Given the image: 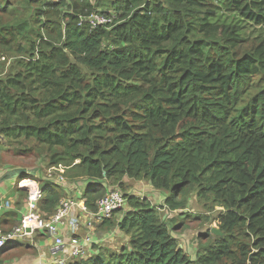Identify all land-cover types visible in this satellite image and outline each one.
<instances>
[{
    "label": "trees",
    "instance_id": "trees-1",
    "mask_svg": "<svg viewBox=\"0 0 264 264\" xmlns=\"http://www.w3.org/2000/svg\"><path fill=\"white\" fill-rule=\"evenodd\" d=\"M15 1L0 0V58L19 56L0 72V135L77 168L92 209L126 178L170 212L193 194L223 208V236L203 234L193 260L150 199L125 194L127 245L68 264H264V0Z\"/></svg>",
    "mask_w": 264,
    "mask_h": 264
},
{
    "label": "rangeland",
    "instance_id": "rangeland-1",
    "mask_svg": "<svg viewBox=\"0 0 264 264\" xmlns=\"http://www.w3.org/2000/svg\"><path fill=\"white\" fill-rule=\"evenodd\" d=\"M8 1L12 3V6L10 7L11 9H14L19 5V2H16L15 0H8ZM226 16L229 17L230 14L227 13ZM0 20L6 21L9 20V17L8 15H5L0 11ZM17 58H19V56H14V57L9 56L6 58V60L0 58V61L6 62L5 67L0 68V72H2V75L9 74L16 70L15 69L16 62H18L16 60ZM39 146L40 145L37 143V141L33 139L25 140L23 138H18L16 141L14 139L13 141H11L5 136L0 135V168H2L0 172H3V174L5 175L6 173L11 171L26 169L31 172L37 170L40 173L39 177L38 175L33 176L32 174H27L21 176L17 180H12V179L8 180V184L10 186H12L11 184L13 181L18 182L22 179H29V178L33 180H37L42 185L46 184L45 181L42 180L41 175H44V173L49 168V152L47 151V149ZM78 171L79 170L77 168L71 167V169L68 171V174L66 176L68 183L75 185L79 182L83 184H85V182L86 183L88 182L87 178L77 176ZM124 184L125 186L123 189L118 185L111 186L107 184V187L119 189L124 194H131V195L134 194L137 197L143 196L150 199L151 204L159 209L161 219L169 220L168 222L169 231L175 238L178 239L180 248L184 249L186 254L190 256L193 260H195L200 253L198 252V250H200L203 246H206L207 245L206 238L209 239V237H201V236L203 234L210 233L212 228H216L217 224L215 219L219 216L220 212L223 211V208H221V206L219 205H213L211 202L200 200L198 199L197 195L193 194L188 201L187 208L170 212L166 207H164L165 200H163V198L165 197L166 194L163 191L155 190L148 181H134L132 179L126 178L124 180ZM65 197H70V196L66 194ZM128 209L129 206L127 205L123 210L114 214L113 218L110 221L112 222L113 226L114 225L115 226L114 227L112 226L110 229L103 230L105 232L107 231L112 232V236L110 237V240L116 238L114 242H112V245L113 244L115 245L114 246L115 249H113L115 251L119 250L120 246L126 244L124 242L126 235L118 232V228L116 224H117V220H119V218L122 215H124V213L128 211ZM189 215L190 217H187ZM184 220H185V224L184 226H182V222ZM96 241L98 240L96 239ZM102 242H106V241L102 240ZM107 244L108 245L106 247L111 246L109 243ZM99 249H100V245L95 247V251ZM99 255L102 258V260L104 261L107 260V253L99 252V251L98 253L96 252V257ZM8 261L12 262L13 259H11L10 256H7L4 262H8Z\"/></svg>",
    "mask_w": 264,
    "mask_h": 264
},
{
    "label": "built area",
    "instance_id": "built-area-1",
    "mask_svg": "<svg viewBox=\"0 0 264 264\" xmlns=\"http://www.w3.org/2000/svg\"><path fill=\"white\" fill-rule=\"evenodd\" d=\"M111 22L112 20L98 15L90 19L94 28ZM68 169L63 164L54 165L47 169L48 177L63 183L67 180ZM18 188L28 194L27 213L9 232H4L0 228V252L9 243L20 240L32 241L37 234H42L52 241L49 250L54 258V264H66L70 260L88 258L90 252L101 245V242L95 239L97 230L106 221H110L114 214L123 210L128 201L119 189L110 188L106 195L96 202L95 209H92L83 197H68L62 199L56 211L48 216L39 207L40 201L44 198L39 183L21 180ZM66 235L70 237L68 242ZM74 235L80 236V239H72Z\"/></svg>",
    "mask_w": 264,
    "mask_h": 264
},
{
    "label": "crops",
    "instance_id": "crops-1",
    "mask_svg": "<svg viewBox=\"0 0 264 264\" xmlns=\"http://www.w3.org/2000/svg\"><path fill=\"white\" fill-rule=\"evenodd\" d=\"M0 170H2V168H0ZM32 175L33 176L38 175L39 177L40 173L37 170H35ZM4 178H5V175L3 174V172H0V228L4 232H9L14 226L19 224L22 217L27 213L28 194L25 190L18 188L19 181L18 182L13 181L14 183L12 182L11 184L12 186H10L8 184V180ZM41 178L42 180L45 181L46 184L42 185L37 180H33V179L31 180L39 183L42 188V191L44 192V198L40 201L39 207L45 215L49 216L54 213V212L51 214L47 213L41 207V202H43L46 199V197L50 193L52 186L55 188V190L58 193L63 194L60 201L64 198H68V197H65V195L68 194L70 197H75V198L83 197L84 199L87 200V204H88V199L85 197V193L87 192V190L89 189L92 183L85 182V184H83L79 182L73 185L71 183H68L67 180L63 183H58L56 180L50 179L48 177L47 171L44 173V175H41ZM17 179H12V180H17ZM95 208L96 206L93 209ZM6 215H8V218L5 217ZM122 217L123 215L119 218V220H117V222H119ZM111 236H112V232H108V231L105 232L103 231L101 227L95 233V239L101 242V245H100L101 248H109L110 250H113L115 249L114 247L115 245L114 244L112 245V242H114L116 238H113V240H110ZM66 238H67L66 241L68 242L70 237L68 238V235H66ZM72 239H80V236L74 235ZM127 239H129V237L125 236L124 242L127 243L128 241ZM102 240H105L106 242H102ZM51 242H52L51 239H49L47 236L42 235V234H37V236L32 241L20 240V241L9 243L5 247L6 248L5 253L1 254V252L5 248L0 252V264H53L54 258L52 257L51 252L49 250L50 246L52 245ZM107 243H109L111 246L106 247L108 245ZM96 252L98 253V250L91 251L90 252L91 255L89 254L88 258L96 255ZM7 256H10V258L13 259V261L4 262Z\"/></svg>",
    "mask_w": 264,
    "mask_h": 264
},
{
    "label": "water",
    "instance_id": "water-1",
    "mask_svg": "<svg viewBox=\"0 0 264 264\" xmlns=\"http://www.w3.org/2000/svg\"><path fill=\"white\" fill-rule=\"evenodd\" d=\"M35 171V170H34ZM31 172V171H28L26 169H21V170H16V171H11V172H8L5 174V178L6 180H10V179H17L18 177L20 176H23V175H27V174H33L34 173ZM211 232L214 234V235H217V236H223V233L221 230H219L218 228H212Z\"/></svg>",
    "mask_w": 264,
    "mask_h": 264
},
{
    "label": "clouds",
    "instance_id": "clouds-1",
    "mask_svg": "<svg viewBox=\"0 0 264 264\" xmlns=\"http://www.w3.org/2000/svg\"><path fill=\"white\" fill-rule=\"evenodd\" d=\"M77 162H78V161H76V163H77ZM78 163H79V162H78ZM58 165H59V164H58ZM50 167H51V166H50ZM50 167H49V168H50ZM66 167H68V166H66ZM68 168L70 169V167H68ZM69 169L67 170L66 175L68 174ZM22 180H31V179H22ZM20 181H21V180H20ZM20 181H19V182H20ZM32 181H33V180H32ZM19 182H18V183H19ZM35 182H36V181H35ZM109 189H110V188L108 187V190H109ZM111 189H112V188H111ZM124 195H125V194H124ZM133 195H134V194H133ZM125 197H126V196H125ZM126 199H127V198H126ZM127 205H128V201H127ZM120 211H121V210H120ZM118 212H119V211H118ZM6 246H7V245H6ZM6 246H5V247H6ZM100 248H101V247H100ZM98 251H99V250H98ZM90 258H91V257H90ZM88 259H89V258H88ZM78 260H85V259H78ZM86 260H87V259H86ZM70 261H76V260H70ZM70 261H69V262H70ZM69 262H67L66 264H68Z\"/></svg>",
    "mask_w": 264,
    "mask_h": 264
}]
</instances>
